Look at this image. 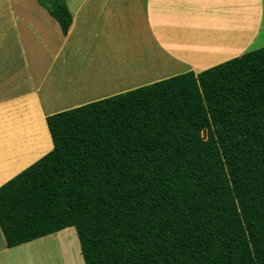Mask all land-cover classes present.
I'll list each match as a JSON object with an SVG mask.
<instances>
[{"label": "trees", "instance_id": "16d2710c", "mask_svg": "<svg viewBox=\"0 0 264 264\" xmlns=\"http://www.w3.org/2000/svg\"><path fill=\"white\" fill-rule=\"evenodd\" d=\"M45 119L0 186L7 248L74 227L84 264H264V46Z\"/></svg>", "mask_w": 264, "mask_h": 264}, {"label": "crops", "instance_id": "0c3cea01", "mask_svg": "<svg viewBox=\"0 0 264 264\" xmlns=\"http://www.w3.org/2000/svg\"><path fill=\"white\" fill-rule=\"evenodd\" d=\"M16 1L0 0V36L6 35L4 27L19 25L34 46L26 66L9 72L7 82L0 69V186L52 149L48 115L174 75L198 74L216 60L264 46V0H66L72 16L66 36L36 0L28 10L18 9ZM128 41L133 49L124 53ZM0 45L2 51L1 40ZM150 52L158 70L134 80L146 74L143 65H153L146 57ZM30 59L42 65H30ZM21 74L25 80L18 87L6 84ZM62 237L71 241L58 242ZM77 242L69 227L7 248L0 229V264H43L53 247L63 264H79L73 256Z\"/></svg>", "mask_w": 264, "mask_h": 264}, {"label": "rangeland", "instance_id": "374dc122", "mask_svg": "<svg viewBox=\"0 0 264 264\" xmlns=\"http://www.w3.org/2000/svg\"><path fill=\"white\" fill-rule=\"evenodd\" d=\"M16 2H17V8L18 9H19V6H21V5H23V7H24L23 10H28L30 4H32V8H34V6H35V4H33L32 1H30V0H18ZM27 3H29V4H27ZM37 5L41 8V6L38 3H37ZM36 8H38V7H36ZM23 13H27V12L25 11ZM4 29L6 31V35L0 36V40H1V43H3V45H4L2 47V51L6 50L5 51L6 55L0 56V69H1V72H3L1 74V77L4 78L3 82H7L5 78L8 77L9 72L13 73L14 71H16V69L18 70V69L26 66V63H24V59H29L32 57L34 44L32 43V41L30 39L31 36L30 37L28 36V32L26 31V29L24 27L18 25L16 27V30H14L11 26H8L7 28L4 27ZM15 35H17V38L13 37ZM4 40H6V42H4ZM132 45H133L132 41H128L127 43H125L123 45L122 51H124V53H129L128 50L133 49ZM0 46H2V45H0ZM22 48L26 49L25 54H23V52L21 50ZM2 51H0V52L2 53ZM7 54H10L11 56L7 55ZM148 55H149V59H148L149 62H151L153 64L151 66L152 68L149 66L143 65V69H142L141 73L146 72V74L144 76H140L137 74L138 77H134V80H137L139 77L143 78L146 75H151L152 73H154L155 69L158 70V67H156L154 64V56L152 55L151 52L146 54V57ZM29 63H30V65H34L37 68L39 67V65H42L40 61L38 64L37 62L35 63L34 60L31 61V59L29 60ZM214 63H215L214 66L220 64L219 60H216ZM24 76L27 77V75H24ZM121 77H122L121 75L120 76L118 75L117 78L114 80L119 82ZM14 78H17V76ZM22 78H23V75L21 74L17 78V80L14 79L15 82H10L9 80H11V79H9L8 80L9 83H6V84L7 85L12 84L15 87H18L19 84L25 80L24 78L23 79ZM2 84L6 85L5 83H2ZM34 136H35L34 138H38V134L36 132H34ZM70 234L74 236L73 233H70ZM75 241H76V239H75ZM78 246H79V243L77 242L75 245V248H74L73 256L76 260L79 261V264H82L83 259L81 261V258H80L79 252H78V248H79ZM63 263H64V261H62V259L60 258L59 252L56 249H54V247L48 252V254H46L45 260H43V264H63Z\"/></svg>", "mask_w": 264, "mask_h": 264}, {"label": "bare ground", "instance_id": "6f19581e", "mask_svg": "<svg viewBox=\"0 0 264 264\" xmlns=\"http://www.w3.org/2000/svg\"><path fill=\"white\" fill-rule=\"evenodd\" d=\"M1 5V4H0ZM103 73V70L102 71H100L99 73H97V75H96V86H100L101 85V82H100V75ZM134 76H136V73H135V75ZM90 77V76H89ZM92 77V76H91ZM131 77H133L132 75H130L129 74V78H131ZM86 78V77H85ZM89 80V79H88ZM87 80V81H88ZM88 87H90V85H87V86H85V87H83L84 89H87ZM63 94V93H62ZM64 99V98H63ZM57 241L58 242H62V243H64V244H66V243H68L69 241H71V240H69L67 237H62L61 239H57ZM57 242V243H58Z\"/></svg>", "mask_w": 264, "mask_h": 264}]
</instances>
